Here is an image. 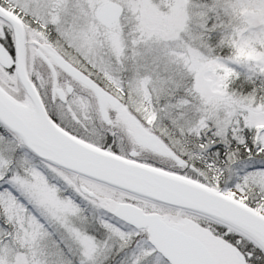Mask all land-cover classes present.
<instances>
[{
    "label": "snow or ice",
    "instance_id": "1",
    "mask_svg": "<svg viewBox=\"0 0 264 264\" xmlns=\"http://www.w3.org/2000/svg\"><path fill=\"white\" fill-rule=\"evenodd\" d=\"M0 264H264V0H0Z\"/></svg>",
    "mask_w": 264,
    "mask_h": 264
}]
</instances>
